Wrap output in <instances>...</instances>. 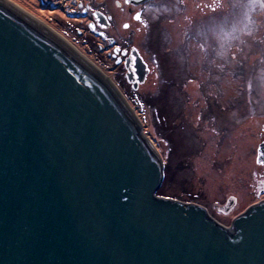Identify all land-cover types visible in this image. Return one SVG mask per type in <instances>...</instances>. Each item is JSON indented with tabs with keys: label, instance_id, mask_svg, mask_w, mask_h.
Wrapping results in <instances>:
<instances>
[{
	"label": "water",
	"instance_id": "1",
	"mask_svg": "<svg viewBox=\"0 0 264 264\" xmlns=\"http://www.w3.org/2000/svg\"><path fill=\"white\" fill-rule=\"evenodd\" d=\"M72 47L0 0V264H264V199L226 226L159 190L158 151ZM127 67L136 88L148 65Z\"/></svg>",
	"mask_w": 264,
	"mask_h": 264
},
{
	"label": "rangeland",
	"instance_id": "2",
	"mask_svg": "<svg viewBox=\"0 0 264 264\" xmlns=\"http://www.w3.org/2000/svg\"><path fill=\"white\" fill-rule=\"evenodd\" d=\"M31 2L47 10L42 18L53 22L105 69L127 95L144 133L164 160L165 179L159 190L182 193L203 203L210 198L214 216L226 226L250 197L259 198L247 190L249 174L240 167L241 162L222 172L211 166L219 147L228 153L235 150L238 158L259 130V105L264 104V0H155L144 6L139 24L126 9L120 11L114 0H98L114 14L119 33L133 31L123 23L137 27L130 45L142 54L150 73L136 88L127 69H116L106 51L78 34L63 11L54 14L39 0ZM222 93L227 94L222 104H226L222 110L226 119L219 116L221 106L212 119L205 104L212 95L223 99ZM225 121L235 126L229 133L219 124ZM231 186L233 194L226 193L225 188ZM231 195L239 201L235 210L218 213L217 206Z\"/></svg>",
	"mask_w": 264,
	"mask_h": 264
},
{
	"label": "flooded vegetation",
	"instance_id": "3",
	"mask_svg": "<svg viewBox=\"0 0 264 264\" xmlns=\"http://www.w3.org/2000/svg\"><path fill=\"white\" fill-rule=\"evenodd\" d=\"M45 2H55L57 9H60L65 13L66 18L69 20L68 22L72 24L73 28L75 27L76 32H79L81 35H84L92 42L102 41L108 47L107 54L108 57L114 59L117 69L120 67H125L126 60L130 57V53L133 49H135L134 45H130L129 39L131 38L132 33L137 29L135 24H139L142 21L144 15V6L149 5L151 2L148 1L140 5L129 3L126 0H114L115 5L120 9V11L127 10V14L131 16L132 20L135 24L123 23L122 25L125 28H132V33H128L127 31L123 34L119 33L118 25L115 23V16L113 13L107 12L106 6L104 3H99L98 0H79L78 4H75L74 0H39ZM108 1V0H107ZM48 9V7H46ZM52 11V9H48ZM56 10V9H55ZM73 12L76 14L75 16L69 15L67 12ZM71 21V22H70ZM76 25H80L82 29L77 28ZM85 29V31H84ZM126 69V67H125ZM206 73V72H204ZM207 76V73L206 75ZM209 76V73H208ZM202 81H200V84ZM202 85V84H201ZM200 85V86H201ZM227 94L222 93L223 99H219L220 97H216L212 95L209 99V103L205 104L207 107L208 113H210L212 119H214V112L217 107L220 108L222 112L219 116L221 120L226 119V114L222 111L223 108L226 107L224 103V98ZM218 98V99H217ZM226 99V98H225ZM204 103L206 101L204 100ZM264 103V97H263ZM259 108L260 112V126L259 130L255 131L254 140L251 142V145L246 152H241L242 154L239 157H236L235 150L231 153H228L227 150H223V147H219L217 149V153L215 155L212 162V167L216 168L219 172L227 171V167L234 168L237 165V162H241L240 167L245 171L246 175L249 174V180L247 184V190L251 193L257 194L260 200L264 199V104H260ZM249 114V119H254V115ZM221 125V129H224L226 133H229L232 128L235 126H229L227 122L219 123ZM216 126V125H215ZM216 129H218L216 127ZM255 129V128H254ZM225 132H223L225 134ZM219 146V145H218ZM246 153V155H245ZM231 186L227 189L226 193L233 194L231 191ZM224 191V190H223ZM234 192V193H238ZM230 197H235L236 202L231 208L222 210V207L227 204ZM227 196L226 201L217 206L218 213L228 214L235 210L238 205V199L235 195ZM259 202V201H258ZM256 202V203H258ZM255 204V203H254ZM226 207V206H225ZM209 211V210H208ZM210 212V211H209ZM210 214L215 217L211 212ZM216 218V217H215ZM217 219V218H216ZM221 221L219 218L217 219Z\"/></svg>",
	"mask_w": 264,
	"mask_h": 264
},
{
	"label": "bare ground",
	"instance_id": "4",
	"mask_svg": "<svg viewBox=\"0 0 264 264\" xmlns=\"http://www.w3.org/2000/svg\"><path fill=\"white\" fill-rule=\"evenodd\" d=\"M2 1L6 5H8L14 12H16L22 19H24L28 24L36 28L39 32L73 43L62 32H60L57 29L56 25H54L53 22L49 23L48 21H46V19L42 18L44 17V13H48V11L44 10V8L40 6L37 5L34 6L31 1L35 2L36 0H2ZM57 11H61V10L57 9L56 11H50V12H53L55 14L57 13ZM72 50L76 52L93 69H100L96 65V63L93 62L85 53H83L74 43ZM108 79L110 81L113 92L120 94L129 112L131 113L133 119L139 121L140 119L138 118V115L136 114L135 110L132 109V107L128 103V98L126 97L127 95L121 90L120 86L115 81L111 80L109 77ZM141 129L143 130V128ZM153 145L157 149L154 143Z\"/></svg>",
	"mask_w": 264,
	"mask_h": 264
}]
</instances>
